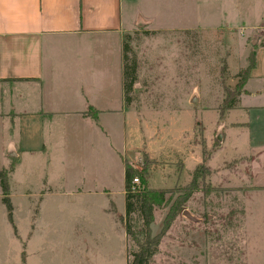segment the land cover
Wrapping results in <instances>:
<instances>
[{
  "label": "rangeland",
  "instance_id": "374dc122",
  "mask_svg": "<svg viewBox=\"0 0 264 264\" xmlns=\"http://www.w3.org/2000/svg\"><path fill=\"white\" fill-rule=\"evenodd\" d=\"M212 1L172 0L171 10L170 0H149L143 11L157 15L154 24L143 19L126 33L128 63L136 66L138 77L127 104L135 118L127 130L132 151L126 153V163L140 172L147 166L148 187L167 191L166 200L180 196L200 164L211 169L151 264H264L263 123L256 114L241 111L232 114L251 124V136L248 129H233L226 140L221 128L231 112L227 101L242 91L238 85L251 52L264 43V27L253 32L193 25L221 21L208 9ZM173 24L188 26L164 28ZM85 155L76 151L73 159ZM60 157L55 174L65 160ZM40 171L38 165L23 164L13 175V224L0 199V264H77L79 256L81 264H101L90 256L86 261L74 242L69 226L78 212H72L73 204L29 201L24 195L25 187L38 186ZM137 186L142 188L141 181ZM76 206L83 213L82 203ZM169 207H155L154 236L161 232ZM119 245L123 256L127 251L128 264V240L127 246L125 238Z\"/></svg>",
  "mask_w": 264,
  "mask_h": 264
},
{
  "label": "crops",
  "instance_id": "0c3cea01",
  "mask_svg": "<svg viewBox=\"0 0 264 264\" xmlns=\"http://www.w3.org/2000/svg\"><path fill=\"white\" fill-rule=\"evenodd\" d=\"M148 1L0 0V171L14 166L12 195L13 175L23 164L38 165V186L25 187L24 195L73 204L78 213L69 229L88 262L87 256L101 264L126 260L119 245L125 238L127 246L124 157L132 151L127 130L135 114L125 103L124 40L140 20L154 24L157 15L143 11ZM212 2L208 9L221 21L193 25L264 27V0ZM173 26L188 25L164 28ZM255 54L249 79L222 119L226 140L233 129L251 136V124L235 117L241 111L256 114L264 127V43ZM76 151L86 158L74 160Z\"/></svg>",
  "mask_w": 264,
  "mask_h": 264
},
{
  "label": "trees",
  "instance_id": "16d2710c",
  "mask_svg": "<svg viewBox=\"0 0 264 264\" xmlns=\"http://www.w3.org/2000/svg\"><path fill=\"white\" fill-rule=\"evenodd\" d=\"M127 34L125 35L126 40ZM124 40V86H125V103L131 102V93L137 82V68L134 64L128 63L127 51L129 45ZM256 54L251 52L249 56V65L244 69V73L239 82L238 88H242L249 79L251 70L255 66ZM237 95L227 101L229 106L233 105ZM94 112V111H93ZM14 166L0 171V192L2 202L6 206L10 222L13 224V205L10 197L9 175L13 172ZM144 172L135 170L133 166L126 163L125 172V190H126V217L124 219L127 240L129 244L128 264H151L153 258L159 253L162 240L167 235L170 228L180 215L186 213V205L191 199L201 192L200 180H204L211 175V169L203 162L200 164L192 175L191 183L180 191V196L173 199V195L166 200L167 191L155 190L148 187V168L143 169ZM146 173V174H145ZM139 178L142 188L134 185V179ZM169 212L163 222L162 230L159 234L153 235L152 224L154 223L155 207L168 206Z\"/></svg>",
  "mask_w": 264,
  "mask_h": 264
},
{
  "label": "built area",
  "instance_id": "2783aa9c",
  "mask_svg": "<svg viewBox=\"0 0 264 264\" xmlns=\"http://www.w3.org/2000/svg\"><path fill=\"white\" fill-rule=\"evenodd\" d=\"M139 182H140L139 178H135L133 183L135 186H137Z\"/></svg>",
  "mask_w": 264,
  "mask_h": 264
}]
</instances>
